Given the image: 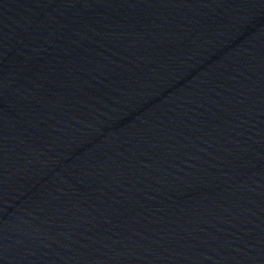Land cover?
<instances>
[{"label":"water","instance_id":"95a60500","mask_svg":"<svg viewBox=\"0 0 264 264\" xmlns=\"http://www.w3.org/2000/svg\"><path fill=\"white\" fill-rule=\"evenodd\" d=\"M0 264H264V0H0Z\"/></svg>","mask_w":264,"mask_h":264}]
</instances>
